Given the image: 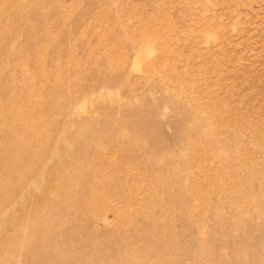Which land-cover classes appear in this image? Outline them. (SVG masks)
Here are the masks:
<instances>
[{"label": "rangeland", "instance_id": "1", "mask_svg": "<svg viewBox=\"0 0 264 264\" xmlns=\"http://www.w3.org/2000/svg\"><path fill=\"white\" fill-rule=\"evenodd\" d=\"M0 264H264V0H0Z\"/></svg>", "mask_w": 264, "mask_h": 264}]
</instances>
